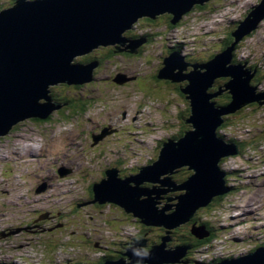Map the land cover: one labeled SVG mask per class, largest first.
<instances>
[{
    "label": "rangeland",
    "instance_id": "1",
    "mask_svg": "<svg viewBox=\"0 0 264 264\" xmlns=\"http://www.w3.org/2000/svg\"><path fill=\"white\" fill-rule=\"evenodd\" d=\"M15 1L0 0V9L14 5ZM261 1L208 0L202 6L193 7L188 15H182L178 29L167 25L165 17L172 14H159L153 19L157 21L153 25H143L147 17H140L133 23L131 34L123 33L125 44L98 47H114L116 51L119 47L134 54L118 56L109 63L105 58L97 62L101 50L95 48L92 52L95 56L91 53V56L75 58L76 63H97L91 81L79 86H50V103L63 105L61 101L69 96L80 98L73 104L80 107L79 104L84 103V107L66 104L61 110L52 111L49 120L19 122L0 137V264H96L97 257L108 259L109 256L129 264L127 250L119 245L143 239L145 247L138 249L147 255L153 247L162 244L158 235L170 240L164 242L165 251L173 252L185 246L181 244L194 246L190 239L180 236L189 234V222L183 225L186 233L183 226L164 229L165 234H160L163 228L157 227H150L146 232L147 227L138 218L123 213L118 206L91 201L89 187L105 178L107 170H118L120 178L142 174L139 168L156 160L160 142L178 134L179 126L174 128L169 124L174 125L172 118L191 104L186 100V96L191 98L189 93H183L185 100L175 99L174 90L184 85H168L164 88L165 95L162 92L154 98L153 95L148 97L146 90L159 93L153 90L155 85L150 81L143 85L137 83L142 77L159 72L160 55L172 48L187 60L209 59L212 53L220 51L227 35L236 32L250 9L259 6ZM133 34L146 35L147 41L152 36L150 45L141 48L140 40L138 43L129 38ZM232 46L225 50L231 51ZM235 48L233 60L244 63L240 62L245 68L243 73L254 74L250 85L256 88V94L264 96V18L235 44ZM125 79L122 84L116 82ZM226 83L217 82L221 86L218 93L226 90ZM207 91L210 93V89ZM224 94L227 92L221 96ZM250 96L256 98V95ZM245 98L239 97V102L243 103ZM212 101L219 110L232 111L238 105L235 99L223 103L220 95ZM166 104L169 110L165 109ZM191 109L192 106L188 119L193 113ZM222 110V119L231 118V123L223 130L217 129L218 135L239 146L243 142L246 147L241 148L239 155L220 162V167L227 171L229 194L222 197L215 211L204 210L197 215L229 235L221 234L225 236L224 241L216 240L212 247L194 246L188 253L191 248L188 246L180 258L186 259L185 262L180 260L173 264H214L217 258L233 262L248 258L251 245L264 242V104L252 103L235 113ZM191 125H186L187 131L193 129ZM23 148L27 149L23 151ZM179 169L185 172L179 170L173 179L176 174L191 175L186 168ZM181 184H170L164 190ZM153 186L147 182L141 185L148 189ZM181 193L183 190L163 194L159 206H174ZM179 230L181 233H175ZM116 251L121 253L115 254Z\"/></svg>",
    "mask_w": 264,
    "mask_h": 264
},
{
    "label": "water",
    "instance_id": "2",
    "mask_svg": "<svg viewBox=\"0 0 264 264\" xmlns=\"http://www.w3.org/2000/svg\"><path fill=\"white\" fill-rule=\"evenodd\" d=\"M206 1L17 0L15 6L0 12V137L19 122L47 120L52 111L64 107L50 103V86H79L91 81L97 63H76V57L89 55L99 46L125 44L123 33L132 30L133 23L140 17L156 19L159 14L168 13L173 15L172 24H176L182 15ZM262 18L264 0L252 8L232 34L235 41L231 44V51L223 50L206 63H189L176 54L163 59L158 79L177 84L186 82L181 92L189 93L191 97L186 96L193 112L186 123L192 124L193 129L185 132L177 141L168 138L163 142L156 160L139 168L141 175L120 178L118 170H107L106 177L93 186L96 203L116 205L145 226L174 229L191 221L196 211L205 208L214 197L228 192L226 174L220 162L223 158L239 155V145L227 143L217 133L225 122L220 110L229 111V108L219 110L209 101L227 92L238 104L229 113H235L252 103L259 106L264 104L262 93L256 94V88L250 85L254 74L243 73L244 66L234 64L232 57L235 44L255 29ZM117 52L134 54L119 47ZM189 67L192 69L184 73ZM222 78L228 79L226 90L216 94L207 93L215 81ZM125 81L116 80L119 84ZM207 95L208 104H212L210 106L203 103V98L207 103ZM250 95H256V98ZM239 97H246L243 103L239 102ZM43 100L47 103L42 104ZM179 168H186L191 175L177 188L164 190V187L176 184L173 175ZM146 182L153 184V188H142L141 185ZM176 190H183L178 202L174 206L160 207L161 196ZM192 233L199 239L208 236L198 226L194 227ZM160 240L162 244L153 247L147 255L141 254L138 249L145 247L143 239L119 246L127 250L129 264L180 263V258L189 247L165 251L164 242L170 240L168 237ZM102 264L127 263L123 259H104ZM221 264H264V246L250 253L248 258L233 262L226 260Z\"/></svg>",
    "mask_w": 264,
    "mask_h": 264
},
{
    "label": "trees",
    "instance_id": "3",
    "mask_svg": "<svg viewBox=\"0 0 264 264\" xmlns=\"http://www.w3.org/2000/svg\"><path fill=\"white\" fill-rule=\"evenodd\" d=\"M197 7H199L198 5L196 6V8ZM188 15V14H187ZM168 20H166V19ZM165 18H163L164 20H166V22H167V25L169 24V26H172V27H178L179 25H180V22H178V23H176V24H172V20H173V17L172 16H169L168 15V17H165ZM154 22H157L156 20H153V19H150V18H146V23H142L143 25H153V23ZM140 26V25H139ZM132 33V31H130L129 33L127 32V34H126V36L127 35H129V34H131ZM144 37H146V35H143ZM144 37H141V36H137L136 34H133V35H130L129 36V38L130 39H132V40H135V39H138V40H144ZM147 37H148V35H147ZM235 41V38L233 37V35H232V33L231 34H228L227 35V37L225 38V42H224V45H222L221 46V49H220V52L221 51H223V50H225L226 48H227V46H229V45H231L233 42ZM148 45H150V42H148L147 44H144L141 48H145L146 46H148ZM178 48V47H177ZM98 49H100L101 50V54L99 55L100 56V58L98 57V60H96L97 62H100V59L101 60H103L104 58L106 59V61H108V63L109 62H112L113 61V59H115V58H117L118 56H120V57H124V56H128V55H131V54H129V53H118V52H116V48H114L113 47V49L112 48H107V49H102V47L101 48H98ZM105 51V52H104ZM168 52H173V51H168ZM219 53V52H218ZM218 53H212V56H210L209 58L212 60ZM93 54V53H92ZM92 54H89V56H91ZM94 56H95V53L93 54ZM83 59V58H82ZM200 60V59H199ZM197 61V62H201V61ZM206 60V58L204 59V60H202V61H205ZM82 61V60H81ZM148 61H150V60H148ZM187 61H190V62H195L196 60H187ZM207 61V60H206ZM82 62H84V61H82ZM85 62H87V61H85ZM233 62L235 63H237V64H240V62L241 61H236L235 59L233 60ZM242 63V62H241ZM118 66V65H117ZM252 68V67H251ZM253 68H255V66H253ZM158 69L159 70H161L162 69V67L160 66V67H158ZM142 72H145V71H142ZM189 72V71H188ZM158 75H159V72L157 71V73H155L154 75H153V73L152 74H149L148 76H146V77H142L141 78V80H139L137 83L139 84V85H143V83H145V82H151V85H155L156 87L153 89V90H159V93H150L148 90H146L147 92H148V97H149V95H153L154 96V98L155 97H157V96H160L161 95V93L163 92V94L165 95V91H164V88H167V87H169L168 85H171V84H175V83H173V82H171L170 80H164V79H162V81H159V79H158ZM164 80V81H163ZM228 79H218V80H216L215 81V83H214V86L210 89V93L211 94H216V93H218V89H219V87H221V86H218L217 85V82H219L220 81V84H221V82L223 81V82H225L226 83V81H227ZM182 85H186V82L185 83H183V84H181V86ZM179 86V85H178ZM184 86H182V87H184ZM144 89V88H143ZM174 95H176L175 96V99L178 101L181 97L184 99L185 98V96H184V94L181 92V89H178V88H176L175 90H174ZM220 97H221V99H223V103H225V104H228V103H230L231 102V97L228 95V94H224V95H220ZM77 99L78 98H70L69 96L67 97H65V99L64 100H62L61 101V103H63V106H65V104H71L72 103V105H73V107H78V105H76V104H73L75 101H77ZM80 99V98H79ZM78 99V100H79ZM82 100V99H81ZM185 100V99H184ZM58 101H60V100H58ZM212 101V100H211ZM162 102L164 103L165 102V100H162ZM213 102V101H212ZM166 103H168V101H166ZM213 103H215V102H213ZM177 104H180V103H178L177 102ZM216 104V103H215ZM181 105V104H180ZM79 106L82 108V107H84V103H82V104H79ZM141 106V105H140ZM80 107H78V108H80ZM166 108L165 109H167V110H169V108H168V105L166 104V106H165ZM189 115H190V108L188 107L187 109H185V110H183V111H181V112H178L177 113V115L176 116H174V118H172L173 120H174V125L173 124H169V125H171V126H173L174 128L175 127H177V126H179V131H178V134L177 135H172L171 137H169V136H167V137H165L164 139H163V141H161L160 142V146L162 145V143L163 142H165L168 138L169 139H171V140H175V141H177V140H179L184 134H185V132H187V130H188V126H186L187 124H186V120L188 119V117H189ZM50 119V118H49ZM49 119H47V120H49ZM46 120V121H47ZM171 120V119H170ZM230 120H231V118L229 119V120H227L226 119V123H224L223 125H221L219 128H218V130H223V128H227V125L228 124H230L231 122H230ZM186 124V125H185ZM220 137H222V136H220ZM226 142H229V143H233L232 142V140H228V141H226ZM233 144H236V143H233ZM245 148L246 147V145L242 142L241 144H240V146H239V150H240V152H242V149L241 148ZM160 147L158 146V148H157V151H158V149H159ZM157 157V156H156ZM153 161H154V159L152 160V161H150V162H152L153 163ZM223 171L225 172V174L227 175V171L226 170H224L223 169ZM181 172H185V171H182V170H180V173ZM186 175V176H185ZM184 176H179L178 174H176L175 176H174V180H178V181H176L175 183H182V182H184L185 180H187L188 179V177H189V174L186 172V174H185ZM104 176V175H103ZM95 184H92L90 187H89V191H90V194H92V198H91V201H93L94 200V193H93V186H94ZM225 195H227V194H224L223 196L221 195V196H217L216 198H215V200H214V202L213 203H211V205L210 206H207V207H205V208H201V209H199L197 212H196V214L194 215V217L192 218V220L191 221H189V227H190V229H189V234H180V236L181 237H184V238H186L187 240H191L192 241V243H195V244H193L194 246H197V247H199V246H201V245H204V244H207V247H209V246H211L212 247V244L215 242L214 240H215V237L216 236H220V234H222V235H225L226 236V232H223V231H221V230H219V229H216L215 228V224H212L210 221H207V220H203V219H201V217H200V215H197L199 212H201V211H204V210H209V209H211V210H209L210 212H213V211H215V208L216 207H218V206H220V203L222 202V197H224ZM121 209V208H120ZM121 211L123 212V213H125L122 209H121ZM126 214V213H125ZM132 216V215H131ZM133 217V216H132ZM134 218V217H133ZM124 220H125V218H124ZM143 226H145V225H143ZM183 226V225H182ZM195 226H198V227H201V228H203L204 230H205V233L208 235L207 237H205V238H202V239H199V238H197L193 233H192V230L194 229V227ZM147 228H146V232H149L148 230H151L150 229V227L149 226H146ZM151 227H153V226H151ZM185 227L186 226H183V228H182V230H183V232L184 233H186L185 232ZM224 227V226H223ZM223 227H221V228H223ZM157 228H159V227H157ZM157 228H155V229H157ZM164 229L165 228H163L162 230H161V233L160 234H165V232H164ZM175 233H181V231L179 230V231H177V232H175ZM229 233V232H228ZM174 234V233H173ZM218 236V237H219ZM225 236H220L219 238H221L222 239V237H225ZM157 237H159V239H161L162 237H163V235H158ZM227 237V236H226ZM218 238V239H219ZM181 245H186V246H189V247H191L187 252L189 253L190 252V250L192 249V247H194V246H192V244H181ZM251 246H258V243L256 244V245H251ZM207 247H205V248H207ZM257 247H255V249H256ZM255 249H253V251L255 250ZM252 251V250H251ZM116 253V252H115ZM105 257V256H104ZM112 257H114V256H109V258L108 259H111ZM117 257H119V256H117ZM116 258V257H115ZM102 259V258H101ZM100 259V260H101ZM108 259H106V260H108ZM185 260L186 259H181V261H183V262H185ZM97 262V261H96ZM102 262H104V261H98V263H102ZM220 262H222V260L221 259H217V260H215V263H220ZM98 263H96V264H98ZM92 264V263H91Z\"/></svg>",
    "mask_w": 264,
    "mask_h": 264
},
{
    "label": "bare ground",
    "instance_id": "4",
    "mask_svg": "<svg viewBox=\"0 0 264 264\" xmlns=\"http://www.w3.org/2000/svg\"><path fill=\"white\" fill-rule=\"evenodd\" d=\"M162 15H163V14H162ZM133 30H134V28H133ZM127 32H129V31H127ZM235 49H236V48H235ZM235 49L233 50V53H234ZM241 64H242V63H241ZM123 76H126V75H123ZM208 96H209V95H207V103H206V101H205V98H203V103L206 104V105H208V106H210V105H212V104H208V99H209ZM249 97H250V96H249ZM209 103H213V102L210 100ZM213 105H215V103H213ZM197 106H199V105H196V107H197ZM215 108H216V107H215ZM19 138H20L19 141L21 142L22 139H23V135H21ZM19 141H18V142H19ZM30 143H31V142H30ZM17 144H19V143H17ZM30 145H31V144H30ZM21 147H22V146H21ZM30 147H31V146H30ZM25 149H27V148H23V151H25ZM32 149H33V148H32ZM33 155H34V154H33ZM32 159H33V158H32ZM27 160H28V159H27ZM178 171H179V170H177L176 173H177ZM226 178H227V175H226ZM66 191H67V190H66ZM227 193L229 194V191H228ZM227 193H226V194H227ZM55 195H56V194H55ZM161 197H162V196H161ZM196 212H197V211H196ZM249 215H250V214H249ZM203 231L205 232L204 229H203ZM218 238H219V237L216 236L214 241H216V240H220L221 242L224 241L223 239H221V238L218 239ZM216 242H217V241H216ZM133 243H134V242H133ZM144 244H145V243H144ZM185 246H186V245H185Z\"/></svg>",
    "mask_w": 264,
    "mask_h": 264
},
{
    "label": "flooded vegetation",
    "instance_id": "5",
    "mask_svg": "<svg viewBox=\"0 0 264 264\" xmlns=\"http://www.w3.org/2000/svg\"><path fill=\"white\" fill-rule=\"evenodd\" d=\"M26 165H30V164H26ZM56 199H57V198H56ZM54 201H56V200L54 199ZM168 205H169V204H168ZM116 253H117V251H116ZM116 253H115V254H116ZM118 253H121V252H118ZM118 253H117V254H118Z\"/></svg>",
    "mask_w": 264,
    "mask_h": 264
}]
</instances>
